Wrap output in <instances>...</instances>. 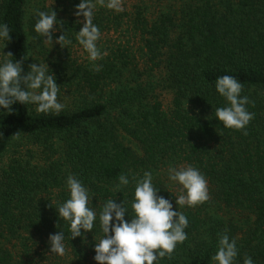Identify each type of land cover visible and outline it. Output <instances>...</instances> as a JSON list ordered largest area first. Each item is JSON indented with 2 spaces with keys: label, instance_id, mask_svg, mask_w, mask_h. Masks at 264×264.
<instances>
[{
  "label": "trees",
  "instance_id": "obj_1",
  "mask_svg": "<svg viewBox=\"0 0 264 264\" xmlns=\"http://www.w3.org/2000/svg\"><path fill=\"white\" fill-rule=\"evenodd\" d=\"M46 1L0 0V22L11 31L3 53L22 60L25 73L31 63L48 64L65 105L58 115L19 103L10 113L0 109V264H35L37 257L96 264L93 245L104 235L99 220L71 239L55 210L68 198V174L89 189L97 216L106 200H122L128 220L133 175L151 171L158 195L175 209L179 190L164 170L189 164L204 174L209 199L177 206L189 221L187 239L156 264H213L225 231L236 240L234 264L245 257L264 264V0H89L101 33L97 47L107 53L95 62L103 65L98 72L72 55L81 0ZM37 11H54L60 27L53 38L62 32L72 44L49 56L33 30ZM30 36L43 51L32 54ZM223 75L244 85L245 107L254 114L246 129L222 128L214 118L225 106L214 90ZM121 174L130 183L116 193ZM58 231L62 256L49 250L48 237Z\"/></svg>",
  "mask_w": 264,
  "mask_h": 264
},
{
  "label": "clouds",
  "instance_id": "obj_2",
  "mask_svg": "<svg viewBox=\"0 0 264 264\" xmlns=\"http://www.w3.org/2000/svg\"><path fill=\"white\" fill-rule=\"evenodd\" d=\"M94 5L89 0H81L76 6L75 15L83 17L82 27L76 31L75 39L87 53L86 59L91 62L93 71L103 67L95 63L103 59L106 52L97 47L100 30L93 23ZM38 17L33 30L44 38L45 43L58 44L67 48L72 40L61 34L53 40V34L59 30L56 13L37 11ZM77 23H81L77 20ZM56 25V27H54ZM10 28L7 23L0 22V109L10 113L12 105H35L37 113H52L58 115L65 105L57 100L60 85L51 72L48 64L34 62L28 65L29 71L23 70V61L14 60L12 54L3 53L10 41ZM243 83L231 75L217 77L214 82L215 92L224 99L225 106L215 109V120L222 128L241 130L253 118L254 114L245 107L249 103L246 95H241ZM18 133V132H17ZM17 133L15 135H17ZM167 179L178 187L175 209L170 199L158 195L159 189L153 186V174L145 171L140 178L131 177L134 181V191L131 201V218L128 208L121 200L114 199L104 202L102 210L97 212L90 207L89 189L76 177L68 174L65 188L68 198L58 203L55 208L57 216L68 223L71 239L82 236L83 232L92 231L94 222L99 220L103 237L93 245V260L96 264H156L159 259L171 256L178 244L187 239L185 229L188 218L177 210L180 207H194L209 199L207 180L204 174L193 165L167 168ZM130 183L128 174H121L118 183L114 185L116 193ZM64 233L58 231L48 237L51 254L63 255L65 252ZM238 255L235 238L227 232L218 235L217 249L211 256L213 264H234ZM243 264H254L251 257H245Z\"/></svg>",
  "mask_w": 264,
  "mask_h": 264
},
{
  "label": "rangeland",
  "instance_id": "obj_3",
  "mask_svg": "<svg viewBox=\"0 0 264 264\" xmlns=\"http://www.w3.org/2000/svg\"><path fill=\"white\" fill-rule=\"evenodd\" d=\"M39 1L40 0H30V3L28 5L29 6H36ZM46 3L49 4L50 3V0H47ZM80 21H81V27H82V21L83 20L80 19ZM30 39H31V51H32V54L33 55L35 53H37L38 50H42L43 51L44 50V45H46L48 47V51L47 52H48L49 56L50 55L51 56H54L57 53V51H58V49H57V46H59L58 44H53V46L50 48V45L47 44V43H45V40H44V42H43L44 43L43 48H41V44H38L39 40L36 37H33L32 38V36H30ZM53 40H55V38H53ZM98 41L100 42V40H98ZM98 41H97V43H98ZM72 47H73V52H72L73 57L78 58V61H81L83 59H86L87 53L82 49V47L77 42L74 43V45ZM36 55L38 56L39 54H36ZM168 99L169 98L166 97V99L164 101L167 102ZM21 143H23V140L22 139L18 142L19 146H20ZM12 147L15 148L14 145H12ZM23 147H24L25 150L27 149V146H23ZM21 149H22V147H21ZM12 152L13 151H10L9 153H12ZM5 163H6V157L5 158L3 157V160L1 162V164L3 165ZM164 173L167 176V168L164 170ZM11 242L12 243L9 244V247L14 250V253L13 254L15 256H17L18 255V252L20 250V248H19L20 247L19 241H16V239H13ZM36 260L37 261H35V264H48L47 261H44V260L43 261H40L38 259V257L36 258Z\"/></svg>",
  "mask_w": 264,
  "mask_h": 264
}]
</instances>
